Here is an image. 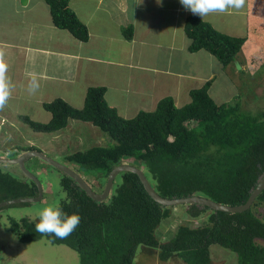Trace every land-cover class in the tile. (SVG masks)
Masks as SVG:
<instances>
[{
	"label": "trees",
	"instance_id": "obj_1",
	"mask_svg": "<svg viewBox=\"0 0 264 264\" xmlns=\"http://www.w3.org/2000/svg\"><path fill=\"white\" fill-rule=\"evenodd\" d=\"M44 1L57 28L66 29L81 41L88 40V28L69 7V0ZM184 32L190 40L189 51L205 49L223 66L238 59L246 40L220 32L194 14L186 17ZM123 34L130 38L132 28L123 29ZM209 85L206 82L191 89L187 104L176 106L171 96H165L153 111L140 110L131 118H123L108 105L105 86H89L81 108L55 98L43 103L51 113L48 122L28 116L22 119L34 131L54 132L66 127L70 119H77L106 133L113 143L65 157L88 172L85 176L89 181L96 177L104 185L112 168L133 158L163 197L200 195L222 204L240 205L264 173V107L245 109L240 100L217 103L208 93ZM60 186L65 197L59 204L67 213L80 215L79 226L69 237L59 239L36 232L38 219L9 216L7 227L20 242L45 238L52 244L66 245L78 253L80 264H133L139 246L157 250L160 260L178 257L185 264H210L212 244L234 252L237 264H264V219L255 208L264 203V189L242 212L184 205L187 215L194 219L207 213L204 222L179 224L168 240L161 241L156 230L170 216L172 207L154 201L137 174L120 172L103 201L90 198L67 175L60 176ZM36 195L34 182L0 169V202ZM25 204L29 203L20 205Z\"/></svg>",
	"mask_w": 264,
	"mask_h": 264
},
{
	"label": "crops",
	"instance_id": "obj_2",
	"mask_svg": "<svg viewBox=\"0 0 264 264\" xmlns=\"http://www.w3.org/2000/svg\"><path fill=\"white\" fill-rule=\"evenodd\" d=\"M158 2L69 0V7L88 28V40L81 41L53 24L44 0H0V52L13 84L5 107L10 114L3 113L5 117L17 116L19 122H24L22 117L28 116L46 123L51 113L43 103L62 98L81 108L84 90L92 85L105 86L108 105L123 118L133 117L140 110L153 111L165 96H171L176 106L187 104L191 101L190 90L206 82L210 83L211 96L210 89L221 75L227 76L230 83L240 74L235 61L245 71L249 59L245 50L227 66L205 49L189 51L184 22L192 13L179 0ZM250 3L264 8V0H246L242 10L197 16L220 32L246 37L243 48L259 40L255 34L249 36L252 27L258 32V27L250 25L249 15L250 9H258ZM127 27L132 28L130 38L123 34ZM161 60L165 61L160 65ZM136 72L141 74L138 76L142 82L136 79ZM31 73H36L40 82L35 95L27 90ZM78 90H83L82 98Z\"/></svg>",
	"mask_w": 264,
	"mask_h": 264
},
{
	"label": "rangeland",
	"instance_id": "obj_3",
	"mask_svg": "<svg viewBox=\"0 0 264 264\" xmlns=\"http://www.w3.org/2000/svg\"><path fill=\"white\" fill-rule=\"evenodd\" d=\"M252 4L254 3H250V5ZM254 8L258 10L253 11L250 9V25L258 27L259 33L255 32L252 27L249 31V36L255 34L259 40L248 42L247 46L241 48V50L248 52L249 59L246 61L247 68L245 71L242 70L243 72L241 73L240 69L236 70L240 74L233 77V82L230 83H228L227 76L221 75L215 86L210 89L211 96L215 100L217 97L220 98L216 100L217 103H232L240 100V103L242 102L241 105L245 109H255L256 105L264 107V8H256L255 4ZM253 14H256L255 20ZM164 61L161 60L159 64L161 65V62ZM138 75L141 74L136 72V79L142 82ZM83 90L77 91L80 94V98H82ZM85 93L86 90H84L83 98ZM129 96L133 97L130 93ZM3 113H10L6 111V108L5 111L0 110V155L7 156V158H11L16 154L12 149L15 144L21 145L19 149L34 146L49 157L70 165L86 179L85 175L88 172H82L78 166L67 161L65 157L70 153L83 151L91 146H107L113 143V140L106 133H103L90 122L70 119L66 127L56 132H39L34 131L24 122H19L17 116L14 118L9 115V118H6ZM125 117L131 118V115ZM24 145L27 147H24ZM37 162H40L42 166L41 161L37 157L26 162L25 166L38 176L43 188L42 199L25 205L9 204L0 209V264H80L78 253L68 246L52 244L45 238L22 243L19 241L17 234L7 227L9 216L16 219L29 217L36 220L38 219L39 211L45 206L53 202L59 203L65 197V193L60 186L61 171L53 169L47 163H43L44 168L40 167L37 170L35 169ZM124 163L139 166V162L133 158L125 159ZM14 168L15 166L10 164L2 165L0 163V169L13 171ZM13 172L17 174L16 171ZM99 180L92 176L90 178V185L92 184V187L97 192H100L104 186L100 184ZM255 208L259 210V214L264 219V203L256 205ZM206 215L207 213H204L201 217L194 219L187 215L186 206H173L170 216L162 220L156 230V234L161 241H166L174 234L179 224L196 226L204 222ZM210 257V264H237L235 253L217 244L210 246ZM133 264L185 263L178 257H172L165 261L160 260L157 250L139 246Z\"/></svg>",
	"mask_w": 264,
	"mask_h": 264
},
{
	"label": "water",
	"instance_id": "obj_4",
	"mask_svg": "<svg viewBox=\"0 0 264 264\" xmlns=\"http://www.w3.org/2000/svg\"><path fill=\"white\" fill-rule=\"evenodd\" d=\"M235 66L237 69H240L241 66L238 62H235ZM39 157L43 161H46L49 165L54 167L55 169L61 171L62 173L66 174L67 176L71 177L73 181L93 200L96 201H103L109 196L111 191L113 181L116 176L122 171H130L138 175L143 187L149 194V196L164 207H173L179 205H190V204H197L207 206L212 210L215 211H223L228 213H235V212H242L251 207L253 202L255 201L256 197L259 193L264 189V173L259 177L256 186L251 191L247 200L240 204V205H226L216 201L211 200L210 198L200 196V195H190L186 197H179V198H166L161 196L154 187L151 185L147 177L145 176L142 169L134 164L130 163H121L110 170L108 176L106 178V182L103 186L101 192H96L92 187L74 170L70 169L66 165L60 163L59 161L55 160L52 157L44 154L40 150H28L17 157L13 158H0L1 163L7 164H16L18 165L19 169L26 175L27 178L31 179L37 187V195L35 197H18L13 199H8L0 202V208H3L9 204H17V203H35L40 201L43 195L42 185L39 179L36 177L34 173L29 171L25 167V161L31 157Z\"/></svg>",
	"mask_w": 264,
	"mask_h": 264
},
{
	"label": "clouds",
	"instance_id": "obj_5",
	"mask_svg": "<svg viewBox=\"0 0 264 264\" xmlns=\"http://www.w3.org/2000/svg\"><path fill=\"white\" fill-rule=\"evenodd\" d=\"M159 2H160V0H159ZM179 3L182 5V7L186 11H190L192 14L199 15L202 18V17H204L210 13H214V12H226L228 10H242V9H244V7L246 5V0H179ZM7 73H8V64L6 63V61L4 59V54L2 52H0V110H3L5 108V106L7 105L9 98L11 96V90L13 88V84L11 82L10 77L7 75ZM39 89H40V82H39V79L37 77V74L31 73L30 74V80H29V83L27 86V90L30 94L35 95L39 91ZM39 132H42V131H39ZM19 147L20 146L17 147L15 145V147L12 148L13 151L16 152V154H14L13 157H17L18 155H20V154H22L28 150H33V149L39 150V149L35 148L34 146H28L27 147L24 145V147H27L26 149H24V148L19 149ZM29 147H34V148L29 149ZM5 154L8 155L6 152H5ZM13 157H11V158H13ZM34 157L27 159L25 161V164H26V162H28L29 160H31ZM0 158H7V156L0 155ZM37 158H39V157H37ZM39 160H41V162L47 163L46 161H43L40 158H39ZM60 163H62V162H60ZM6 164L7 163H2V165H6ZM62 164L66 165L70 169L74 170V168H72L70 165L65 164V163H62ZM52 168L55 169L54 167H52ZM18 169H19V167H18ZM37 170H39V168ZM29 171H31V170H29ZM74 171L77 172L85 180L83 175H81L76 170H74ZM31 172L36 175L35 172H33V171H31ZM20 173L22 174L21 176L24 180L28 179L29 181H32L31 179L27 178L26 175L24 173H22L21 170H20ZM62 174L66 175L64 173H62ZM36 177L38 178L37 175H36ZM92 189H94V188L92 187ZM42 190H43V188H42ZM109 195H110V193H109ZM2 201H4V200H2ZM17 204H21V203H17ZM10 205H13V204H10ZM80 221H81V217L78 213L69 214L63 209V207L59 203L53 202V203H50L49 205L45 206L42 210L39 211L38 222L35 224V230H36V232L41 233L43 235H52L55 238L65 239V238L69 237L76 230V228L80 224Z\"/></svg>",
	"mask_w": 264,
	"mask_h": 264
},
{
	"label": "flooded vegetation",
	"instance_id": "obj_6",
	"mask_svg": "<svg viewBox=\"0 0 264 264\" xmlns=\"http://www.w3.org/2000/svg\"><path fill=\"white\" fill-rule=\"evenodd\" d=\"M56 160V159H55ZM41 161V160H40ZM58 161V160H57ZM42 163V166H41V164H40V162H37V165H36V169H38V168H40V167H42V168H44L45 166H44V162H41ZM10 165H12V166H14L15 165V168L13 169V171H16L17 172V176H19V177H22L21 175V173H20V170L18 169V166L16 165V164H10ZM62 174V173H61ZM63 175V174H62ZM85 181L90 185V182L87 180V179H85ZM91 186V185H90ZM0 209H2V208H0Z\"/></svg>",
	"mask_w": 264,
	"mask_h": 264
}]
</instances>
